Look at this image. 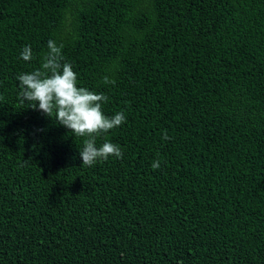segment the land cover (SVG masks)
<instances>
[{"label":"trees","instance_id":"1","mask_svg":"<svg viewBox=\"0 0 264 264\" xmlns=\"http://www.w3.org/2000/svg\"><path fill=\"white\" fill-rule=\"evenodd\" d=\"M49 40L122 158L20 102ZM0 264H264V0H0Z\"/></svg>","mask_w":264,"mask_h":264},{"label":"clouds","instance_id":"2","mask_svg":"<svg viewBox=\"0 0 264 264\" xmlns=\"http://www.w3.org/2000/svg\"><path fill=\"white\" fill-rule=\"evenodd\" d=\"M47 47L48 52L43 56L41 68L18 76L20 102H31L33 108L37 107L38 102L41 112L50 117L55 113L60 125L76 137L84 138V147L80 151L82 165L92 166L109 157L122 158L119 145L106 141L98 148L96 138L120 127L126 121L125 115H105L102 104L108 97L78 86L77 73L73 71L72 65L61 62L62 45L58 46L55 41L49 40ZM21 57L24 61L32 60L30 46L24 47ZM159 167L160 161H154L152 168Z\"/></svg>","mask_w":264,"mask_h":264}]
</instances>
